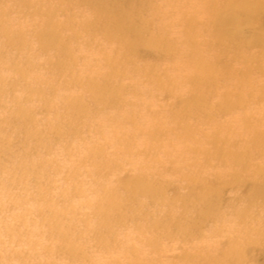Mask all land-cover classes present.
<instances>
[{
  "label": "bare ground",
  "instance_id": "6f19581e",
  "mask_svg": "<svg viewBox=\"0 0 264 264\" xmlns=\"http://www.w3.org/2000/svg\"><path fill=\"white\" fill-rule=\"evenodd\" d=\"M24 1L30 3V0H22V3ZM36 1H38L39 7L33 13L37 18L30 22L33 28H39L36 39L42 46L53 45L59 55H64L63 59L54 58L49 61L47 68L52 73L51 75L57 77L52 80L50 87L54 86L58 91L59 88L72 90V86L78 85L83 92L75 90L69 95L62 96L57 93V97H63L58 103L48 93L49 86L40 81L38 75L33 76L34 82L32 81L28 85L29 95L23 100L19 97L14 98L15 103L13 104L14 110L23 114L27 122H33L34 118L32 114L34 106H31L29 101L36 100L45 110H52L59 116L64 115L62 111L70 112L73 110L77 114L79 110L81 111L83 107H86L88 110L85 112V117L80 120L81 124L87 126L88 119L93 118L96 122H102V125H106L104 119L109 114L110 104L119 101L120 108L123 104L125 105V96L130 92V87L124 86L120 81L127 72L135 71L149 76L154 82L153 90L168 91L164 86L167 77L162 79L161 73L164 68L160 67V62L178 58L181 61L180 72L175 76L178 83L171 92L175 94L181 92L183 95H187L183 100L182 109L188 108L192 115L175 131L174 140L167 139V143H164L163 154L169 151L190 149L195 152L200 146L205 147V141H202L201 136H211L210 143L213 145L212 149H206L203 152L202 159L208 156L216 157L223 148L230 145H237L242 148L254 145L259 153L261 151L264 154V125H261L258 116L259 113L264 112V79L261 76L264 71L257 73L251 69L253 62L263 59L264 56V0H34V2ZM159 1L166 2V5L173 12L172 15L176 13V10L180 15L184 13L182 20H180L183 28L179 30L184 42L183 46H176L171 35L170 24L163 16V7L165 6L158 3ZM84 4L89 6L92 15L89 19H85L82 24L77 18L76 12ZM179 10L182 12L180 13ZM57 12L64 18L63 20L57 16ZM196 14L205 19L203 24L196 23ZM4 16L5 13H0V22ZM75 20L77 24L81 23L83 27H75V23L70 24ZM104 20L107 22L104 23ZM244 26L250 30L249 36H245L247 34L241 32V28ZM66 29L72 30V35L65 34ZM10 33L7 27L0 26V68L1 66L3 69L12 66L16 72L23 73L25 72L24 66L27 65L26 59L17 57L9 60L11 62L9 63L5 56L8 46L13 47L14 45L13 40H9ZM83 35H88L86 40H81ZM98 36L106 42L104 43L106 48L113 46L110 55L107 53L103 58V65L106 69L104 68L100 72L93 71V67L88 62V66L86 65L83 70H77L74 66L67 68V63L77 59L74 48H78L74 43L78 46H91L94 45ZM43 42L47 46L43 45ZM229 51H233L232 55L228 57L231 64L246 65L245 70L238 66L224 68L218 64L217 58L220 54H226ZM140 56H149L152 59L146 60L144 63L130 64L128 68L121 64V62L128 63L134 59H138L140 62L142 60ZM165 71L164 69L163 72ZM184 74L187 78H183ZM2 75L0 73V78ZM65 77L70 79L66 84L61 81ZM20 85L23 84H16L13 87ZM131 89L133 91V88ZM32 94L36 96L35 99L31 96ZM213 96L219 97L217 102L212 101ZM25 100L27 104H23ZM56 105L57 108H52ZM230 107H234V109ZM218 113H228L227 116L225 115L226 117L232 115L228 121L238 129L233 131L232 125L227 122V118L216 116ZM120 115L118 119L114 116L112 120H116L108 125L110 127H107L108 131L105 132L104 138L107 139L105 142L95 141L93 137L88 138L90 141H85L83 135L88 132V135H91L92 131L87 130L88 132L85 133L86 126H81L78 118H76L77 124L73 125L68 117L65 118V124H71L70 136H66L67 132L60 131L59 128L62 124L59 119L55 120L56 122L53 120L45 122L47 127L45 130L34 124L24 130L23 134L26 140H30L31 144L41 149L40 151L38 149L33 151L35 154L45 156L51 153L52 148L60 145V148L55 149L62 150L67 157H70L72 169L70 167L54 169L74 170L71 175L62 178L65 186H67L62 187L65 190L60 194L64 200L72 197L70 190L78 192L84 190L81 175L91 179L92 203L98 204L97 212L94 210L91 212L96 216L99 215L100 218H97L96 221L101 219V222L96 225H89L87 228L77 229L75 232L90 234L89 240L98 242V244L104 243L105 249H108L106 247L110 243L117 242L113 232L119 227L113 225V221L111 222L107 217L110 218L117 214L121 218L128 217L126 213H114L110 209L114 205L117 208L122 207L121 203L124 204V201L129 198L128 194V196L118 195V191L116 192L109 182L108 173L115 171L121 164L129 160L132 151L130 140L132 133L136 131L138 124L135 120L139 119L140 112L137 108H127L123 109ZM203 120L212 124L211 130L203 129ZM153 128L148 136L152 140L157 139L158 134L155 133L157 127ZM229 129L231 131H228ZM144 131L145 133L148 132L143 130V133ZM143 133L140 132V139L142 140L145 136ZM194 133H198V135L195 136ZM60 136L64 142L58 140ZM1 138L0 147L5 146L8 141L14 140L13 137L5 138L4 134ZM59 142L60 144H58ZM191 142H194V146L190 145ZM107 143L111 144L113 149L121 152L123 157L118 159L113 156L112 152L106 149ZM80 144L88 146L87 159L76 154L75 149ZM51 145L53 146L51 147ZM0 155L10 157L8 161L11 163L13 152L9 146L0 151ZM230 157L229 161L233 167L237 166L233 162H238V155L233 151ZM51 159L46 161L42 158L41 160L38 159L33 164L34 166H31L30 175L33 174V176L41 178V181H47L46 184H39L38 188L35 189L36 194L33 196L35 199H46L49 189L55 186V179L52 177V173L55 171L51 169V165L57 159ZM166 159L167 162L173 163L168 156ZM198 159L197 157L191 160L180 159L177 162L179 163L178 167L182 170H191L193 163L199 165ZM155 161L154 163L134 161L130 164L135 165L136 170H154L153 168H159L160 171L165 170L164 166L159 165L157 160ZM231 166L230 164L229 167ZM222 167L221 170L230 176V183L238 186L242 176L238 177L234 168L229 170V167L226 169ZM259 169L260 166H257L254 170H249L248 176H245L247 184H254V188L245 196L243 194L237 196L233 202H222L221 199L223 185L224 183L228 185V182L222 181V185L218 184L221 185L219 187L198 184L200 185L199 190H194V187L197 186V183L194 184L197 177L185 173L187 180L192 183L188 187L189 191L192 190L188 195L194 197L193 202L188 209H184L180 204L182 210L180 213H176L172 208L176 204L175 198L165 199L164 201L167 202L165 212L167 221L164 229L166 228L171 232L174 230L182 231L184 234L192 230L191 232H197L200 238L218 236L224 231H232L236 238L232 240L231 246L222 252L214 264H249L250 259L245 256L243 246L246 244L257 246L262 239L264 240V183L259 184L258 177V174L264 171ZM141 175L144 176V174H135L133 176L126 175L125 178L147 184L150 183L148 181L153 180L152 176L141 178ZM159 177L164 180L161 182L168 186L167 182L169 181L161 175ZM19 179L24 182L25 177L14 178V184L9 186V189L14 192L15 190H22L24 187H22V181ZM154 179L157 177L154 176ZM97 191H101L100 199L94 196ZM63 195L64 197H62ZM65 196L68 197L65 198ZM169 208L173 209L174 214ZM184 211L194 214L182 215ZM227 211H230V214ZM46 212L49 213V211ZM217 216L219 219H215ZM180 218L183 220L182 223L178 221ZM196 219H200L202 222V225L197 228L193 226V221ZM146 221L150 220L147 219ZM241 223L243 227L238 225ZM58 226L55 227L58 232H61L62 235H69L68 230H62L63 225ZM152 227L149 226V228ZM167 227L174 228L168 229ZM43 228H45L44 231H48L46 227ZM146 230H148L147 226L142 231L145 232ZM243 233L249 242L240 241L239 238L242 237ZM72 247L77 250L76 246L73 245ZM134 261L136 263L138 260L135 259Z\"/></svg>",
  "mask_w": 264,
  "mask_h": 264
},
{
  "label": "rangeland",
  "instance_id": "374dc122",
  "mask_svg": "<svg viewBox=\"0 0 264 264\" xmlns=\"http://www.w3.org/2000/svg\"><path fill=\"white\" fill-rule=\"evenodd\" d=\"M160 1L158 3L165 6L163 7V16L170 24V28L172 29L171 35L176 42V46H183L184 42L179 30L183 28L180 20H182L184 13L180 15L176 10V13L172 15L173 12L166 5V2ZM38 7V1L34 2V0H30V3H26L25 1L22 3V0H0V13H5L0 26L7 27L10 30L9 40L12 39L14 42L13 47L8 46V51L5 54L6 59L9 63H11L9 60L16 59L17 57L27 60V65L24 66L25 72L23 73L16 72L12 66L4 69L1 66L0 68V73L3 74L2 78H0V144L2 143L1 136L3 134L5 138L13 137L14 139L12 142L8 141L5 146L0 147V151H2L9 146L13 152L10 160L11 163L8 161L10 157L0 155V264H214L222 252L231 246L232 240L236 238L235 233L224 231L223 234L218 236L200 238L198 233H193L191 232L192 230L190 231L191 234L190 232L184 234L182 231L174 230V232H171L166 228L164 229L165 222L167 221V215H165L167 202L164 200L169 197L175 198L176 204L172 208L176 213H180L182 207L188 209L194 197L188 195L192 191L188 189L192 183L187 180L186 173V175L197 177L194 182V184L197 183V186L194 187V190H199L200 185L198 184L219 187L222 185V181L228 182V185L226 183L223 185L224 189L221 190V199L222 202H233L237 196L242 194L245 196L246 193H249L254 188V184H247L245 176L247 177L249 170H254L257 166H260L259 170L264 171V154L261 151L259 153L254 145L246 148L230 145L223 148L218 156H208L202 159L203 152L206 149L213 148L212 143H210L211 136H201L202 141H205V147L200 146L195 152L190 149L186 151H169L163 154L164 143H167V139L174 140L175 131L185 121L189 120L192 115L188 108L182 109L183 100L187 95H183L181 92H177V94L171 92L174 90L176 83H178L175 78L180 72L181 61L178 58L174 60H162L160 62V67L166 70L163 72L164 69H162L161 76L162 79L167 77V80L164 81V86L168 91L153 90L154 82L149 76L135 71L127 72L120 81L124 86L130 87V92L125 96V105L123 104L120 108L119 101L110 104L109 114L104 119L106 125H102V122H96L93 118L88 119L87 126L86 124H81L80 120L85 117V112L88 110L86 107H83L81 111L79 110L77 114L73 110H70V112L62 111L64 115L59 116L52 110H45L36 100H33V102L29 101V104L34 106L32 112L34 118L33 122H27L23 114L14 110L15 106L13 104L15 103L14 98L19 97L23 100L29 95L28 85L33 81V76L38 75L40 81L49 86L48 93L58 103L61 102L63 97H57V93L62 96L69 95L75 92V90L83 92L82 88L78 85L72 86V90L59 88L57 91V88L54 86L50 87L52 80L57 77H54L49 72L47 68L49 67V61L54 58L63 59L64 55H59L53 45L47 46L43 42L42 44L47 47L42 46L36 39L39 28H33L30 22L37 18L33 11ZM179 12L181 13L182 10H179ZM76 14L82 24L85 19H89L92 15L87 4H84ZM57 16L62 20L64 19L58 12ZM195 17L196 23H204L205 19L203 17L197 16V14ZM103 22L106 23L107 21L104 20ZM81 23L77 24L75 20L70 24L82 28L83 25ZM241 32L247 34L245 36L251 34L249 33L250 30L245 26L241 28ZM64 33L72 35V30L66 29ZM87 37L88 35H83L81 40H86ZM104 43L106 42L100 36L97 37L94 45L91 46H78L74 43L78 48H74L77 59L74 62L67 63V68L74 66L77 70H83L86 65L88 66V62L93 67V71L100 72L103 70L105 68L103 58L113 49V46L106 48ZM232 53L233 51H229L226 54H220L217 58L218 64L224 68H227V66H231V68L238 66L245 70L246 65L239 63L231 64L228 57ZM140 58L142 59L140 62L138 59H134V61L128 63L121 62V64L128 68L130 64L144 63L146 60L152 59L149 56H140ZM251 69L255 72L257 71V73H260L259 71L263 72L264 56L263 59L254 61ZM80 76L82 77L81 74ZM261 76L264 79V74ZM183 78H187L186 74H184ZM69 80V78L65 77L61 81L66 84ZM20 83L23 85L13 87ZM131 88H133V91ZM31 96L33 99L36 98L33 94ZM218 99V96H213L212 101L217 102ZM88 103H90V100H88ZM23 104H27V101L25 100ZM52 108H57V105ZM127 108H137L138 112H140L139 119L135 120L138 124L136 131L132 133L133 135L130 140L131 155L128 161L121 164L116 170L114 169L115 171L109 172L108 176L109 182H111L114 190L118 191L119 196L129 195H127L129 198L124 201V204L121 203L122 207L117 208L114 205L110 210H113L114 213H126L128 217L121 218L118 214L110 218L107 217L108 220L113 221V225L119 227H115L116 229L113 232V234L115 233L117 242L110 243L106 247L108 249H105L104 243L98 244V242L90 241V234L75 232L77 229L87 228L89 225H96L101 222V219L96 221L97 218H100L99 215L96 216L91 212V210L96 211V207L98 206L97 203H92L91 179L85 175H81L84 190L81 192L70 190L69 192L72 193V197L64 200L60 196L61 192L65 190L62 187L66 185L62 178L71 175L74 170L54 169L68 167L72 169L70 157H67L62 150L55 149L60 148V145L52 148L51 153L45 156L35 154L33 151H37V149L40 151L41 149L31 144L30 140H26L23 134L24 130L32 127L34 124L45 130L47 129L46 124H44L45 122L51 120L56 122L55 120L59 119L62 124L59 128L60 131L67 132L66 136H70L71 124H65V118L68 117L73 125L77 124L76 118H78L80 125L86 126L85 133L88 132L87 130L92 131L91 135H88L89 132L83 135L85 141L88 142L90 141L88 138L93 137L95 141L105 142L107 140L104 138L105 132L108 131L107 127H110L108 125L120 118L121 111ZM230 108L234 109V107ZM89 114L92 115L90 112ZM225 115L227 116L228 113L216 114L218 117ZM114 116L116 119L112 120ZM216 116L214 115V117ZM258 116L261 125H264V112L262 114L259 113ZM229 117H226L227 122H230L228 121ZM202 122L204 123L202 125L203 129L211 130L212 124H209L205 120ZM229 124L232 125L233 131L234 129H238L231 122ZM153 127H157L155 133H158L156 138L159 140L148 138L150 130L154 129ZM138 128L139 130L137 131ZM143 130H147L148 132L145 133L144 131L143 133ZM228 131H231V129ZM140 132L145 134L143 140L140 139ZM194 135L197 136L198 133H194ZM58 140L64 142L61 136ZM193 144L194 142L190 143V145L194 146ZM196 144L198 145V142ZM87 147V145L80 144L75 149L76 154L87 159ZM106 149L111 151L113 156L118 159L123 157L121 152L113 149L111 144L107 143ZM233 151L238 155V162H233L237 164L234 167L229 161ZM167 156L173 163L167 162ZM195 157L199 158L197 162L199 165L193 163L191 170H182L178 167L179 163L177 162L180 159L191 160ZM41 158L45 161L51 158V160L57 159L51 165V169L55 171L52 173V177L55 179V186L49 189L50 192H47L46 199L44 200L35 199L33 196L36 194L35 189L38 188L39 184H46L47 181H41V178L33 176V174L30 175L31 166H34L35 161L41 160ZM155 160H157L159 165L164 166L165 170L160 171L159 168H153L154 170H136V166L130 164L134 161L154 163L156 162ZM230 164L232 165L231 167H229ZM221 166L225 169L229 167V170L234 168L236 175L238 177L242 176L238 186L230 183V176L224 170H221ZM80 171L85 172L84 170ZM158 171L163 173H159ZM135 174H144V176H140L141 178L152 176L153 180L148 181L150 183L147 184L142 181L138 182L134 181V179L125 178L126 175L133 176ZM159 175L169 181L167 182L168 186L161 182L164 180ZM20 176L22 178L25 177L24 182L19 179L22 181L21 184H23L22 187L24 188L22 190H15L14 192L9 189V186L14 184V178H20ZM154 176L157 179H154ZM258 177L260 180L259 184L264 183V172L258 174ZM219 183L221 185H218ZM94 196L100 199L101 191H97ZM67 197L65 196V198ZM172 208L169 209L173 213ZM46 211H49L50 214ZM228 213L230 214V211ZM183 214L193 215L194 213L184 211L182 212ZM147 219L150 221L147 222ZM215 219H219V217L217 216ZM178 221L180 223L183 222L181 218ZM111 222L110 224H112ZM58 225H63L62 230H68L67 233L69 235H62L61 232H58L55 229V227H59ZM201 225L200 219L193 221L194 227L197 228ZM238 225L243 227L242 223ZM146 226L148 230L142 231ZM149 226L153 227L149 228ZM43 227H46L48 231H44L43 229L45 228ZM167 228L173 229L174 227ZM239 239L240 241L245 240V242H249L245 233ZM73 245L77 247V250H74ZM243 247L245 256L250 259L249 264H264L263 239L257 246L246 244ZM135 259L138 260L136 263Z\"/></svg>",
  "mask_w": 264,
  "mask_h": 264
}]
</instances>
